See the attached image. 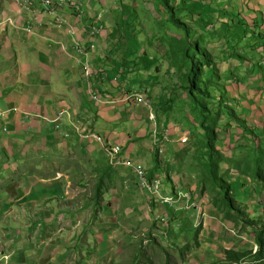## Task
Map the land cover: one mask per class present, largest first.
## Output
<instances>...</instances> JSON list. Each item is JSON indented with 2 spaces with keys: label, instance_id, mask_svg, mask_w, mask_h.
<instances>
[{
  "label": "rangeland",
  "instance_id": "1",
  "mask_svg": "<svg viewBox=\"0 0 264 264\" xmlns=\"http://www.w3.org/2000/svg\"><path fill=\"white\" fill-rule=\"evenodd\" d=\"M8 1L0 0V11L6 10ZM76 1L81 10H71L72 16L84 20L91 40L107 50L101 51L99 60L91 61L95 45L84 47L86 41L71 33V55L81 78L75 85L81 88L83 78L91 92L99 91L94 77L116 70L114 83H120L121 77L126 86L112 83L111 88L127 94L132 104H147L148 122L153 124L147 139L151 137V155L160 171H144L149 180L159 179L161 192L173 200L171 208L149 200L137 184L134 167L121 173L110 158L111 166L91 173L82 151L80 175L68 187L70 194L84 197V209L91 211L89 220L84 217L78 224L79 242H96L104 229L114 238L127 240L113 242L114 258L100 264H264V249L258 252L257 241L264 230V153L259 150L264 151V0H168L182 27L170 21L160 0ZM118 18L112 35L111 21ZM3 19L4 13L0 14ZM58 21V28L70 34L66 28L70 22ZM185 47L200 66L192 92L183 63ZM84 64L98 73L87 77ZM62 113L55 119L57 124L68 116L70 129L84 142L96 141L88 134L95 131L90 127L97 118L83 112L74 117ZM208 127L213 130L210 141L206 139ZM208 144L214 147L217 175L226 183L234 182L242 216L225 211L220 190L208 178ZM38 177H42L40 182L48 178L43 173ZM18 178L8 185L0 183V194L4 189L16 194ZM236 178L243 180L242 187ZM248 186L260 193L251 198L248 190L243 192ZM23 202L0 198L1 229L2 224L10 227L7 218L19 230L28 218L35 219L28 213L40 207L32 203L26 207ZM12 206L14 212L9 209ZM47 214V242H39V229L33 233V242L17 240L18 233L12 231L16 242H8V233L0 231V264H75L72 256L66 260L60 254L65 232L56 221V210L48 205ZM85 261L81 256L76 264H88Z\"/></svg>",
  "mask_w": 264,
  "mask_h": 264
},
{
  "label": "crops",
  "instance_id": "2",
  "mask_svg": "<svg viewBox=\"0 0 264 264\" xmlns=\"http://www.w3.org/2000/svg\"><path fill=\"white\" fill-rule=\"evenodd\" d=\"M5 9L0 11V14L4 13V19L0 21V122L6 128V131L0 129V183L7 182L8 185L9 181L19 178L14 189L16 194L4 189L0 198L7 199L9 203L17 198L24 201L22 205L26 207L32 203L40 208L39 212L36 208L28 213H33L35 219L29 221L28 218L23 229L13 228V221L11 223V219L7 218L10 227L2 224L0 231L8 233L5 238L8 242H16L10 231L18 233L17 240L24 238L25 242H33V233L39 229V242H47L46 230L50 224L47 209L50 205L56 210V221L65 232L61 242L64 248L60 251L63 258L70 260L72 256L75 264L81 256L87 258L85 262L88 264L108 262L114 258L113 242L127 240L117 239V236L114 238L104 229L103 234L96 235V242L90 239L83 244L79 242L82 236L78 224L84 217L88 221L91 211L84 209V197L70 194L69 190L80 175L82 151L85 168L91 173L94 169L111 166L109 154L102 144L94 140L84 142L71 130L68 116L59 121V125L55 119L62 111H67L72 117L81 112L87 117L94 116L97 119L90 128L103 135L108 144L123 147L120 159L128 160L132 166L141 167L147 172H159L160 165L152 158V144L148 143L151 137L147 139L153 125L148 122L147 104H132L127 94L111 88L112 83L126 86L121 83L120 76V83H114L118 75L116 70L94 77L99 91L91 92V87L83 78L81 88L75 85L79 75L78 63L71 55V33L86 41L84 47L95 45L91 61L99 60L97 57H101V51L107 48L103 49L98 42L91 40L85 21L75 19L71 9L63 7L51 13L36 4L33 11H26L18 5L17 0H9ZM60 18L70 22V26L66 27L71 29L70 34L63 30L64 27L58 28L56 25ZM115 19L110 24L112 35L116 34V21L120 23L119 18ZM92 93L98 94V99H93ZM115 167L121 173H129L130 170L124 164ZM41 173L48 176L43 182L39 180L42 177H38ZM235 181L243 182L240 178ZM247 190L251 198L258 194L255 187L248 186L243 192ZM13 207L9 208L12 212ZM167 210L171 213V210ZM96 228L99 229L98 226Z\"/></svg>",
  "mask_w": 264,
  "mask_h": 264
},
{
  "label": "built area",
  "instance_id": "3",
  "mask_svg": "<svg viewBox=\"0 0 264 264\" xmlns=\"http://www.w3.org/2000/svg\"><path fill=\"white\" fill-rule=\"evenodd\" d=\"M17 2L18 5L26 11H32L36 4H40L41 6H43L44 9H46L51 13H55L57 10H60L63 7H68L69 9L75 12H79L81 10V8L78 5L79 2L76 0H17ZM93 31L98 32L100 31V29L97 30L94 28ZM82 69L87 77H93L98 73L97 68H93L85 64L83 65ZM91 96L93 99H98V94L93 93L91 94ZM138 101L142 102V98H139ZM61 115H63L62 112H60V116ZM59 119L60 118L58 117L56 121H59ZM0 129L6 131V128L2 126L1 122H0ZM94 132L95 131L90 132L88 134V138L89 139L93 138L96 141L105 144L107 152L110 156L111 164H113L114 166L119 164L132 166L131 162H129L128 160H122L119 158L120 154L123 151V147L121 145H117V144L110 145L108 144V142L105 140L104 137ZM132 167H134L133 172L139 188L147 194L149 200H157L160 201L162 204H168L170 206L172 205L173 203L172 198L169 196L162 195L161 193L162 183L159 179L149 180L143 168L137 166L136 167L132 166ZM162 221H165V219H162Z\"/></svg>",
  "mask_w": 264,
  "mask_h": 264
},
{
  "label": "trees",
  "instance_id": "4",
  "mask_svg": "<svg viewBox=\"0 0 264 264\" xmlns=\"http://www.w3.org/2000/svg\"><path fill=\"white\" fill-rule=\"evenodd\" d=\"M162 7L165 11H167L168 13V18L170 19V21L178 27H182L183 24L180 23L173 14V10L172 7L169 4L168 0H160ZM117 26V25H116ZM123 34V33H122ZM188 47H185V51L183 53V63L185 64V66L188 68V85H189V90H191V92L193 91L195 85H196V80H197V73L200 70V66L198 64V62L194 59V55H190L188 53ZM230 116H232L233 114L230 112L229 113ZM232 118H236L235 116H232ZM238 122L239 125H241V121L240 119L236 120ZM243 125V124H242ZM213 132V130H211L210 127L207 128V132L208 136H207V141L211 140V136L210 133ZM211 143V142H210ZM260 153H264V151L262 149H259ZM208 158L210 159V163L208 165V178L211 181L212 185L216 188H218V190H220V193L222 195V201L221 204L224 206L225 211L228 214H238V216H242V210L240 207L237 206L236 204V191H234V182L233 183H226L222 176H218L217 175V171L216 168L213 166V160H214V147L211 144H208ZM257 169V168H256ZM220 177V178H218ZM235 181V180H234ZM237 183V181H235ZM238 184V183H237ZM240 187L241 184L239 183ZM233 191V192H232ZM233 193V194H232ZM258 194L260 193V191L257 192ZM263 232L264 230H261L258 233L257 236V241L259 243V251H261L262 249H264V236H263ZM256 252V253H258ZM259 254H257L258 256Z\"/></svg>",
  "mask_w": 264,
  "mask_h": 264
}]
</instances>
